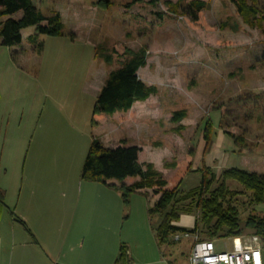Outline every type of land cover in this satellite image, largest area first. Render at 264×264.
Segmentation results:
<instances>
[{
  "label": "rangeland",
  "instance_id": "374dc122",
  "mask_svg": "<svg viewBox=\"0 0 264 264\" xmlns=\"http://www.w3.org/2000/svg\"><path fill=\"white\" fill-rule=\"evenodd\" d=\"M33 1L43 14L61 15L64 36L35 35V29L28 28L23 32L22 48L17 47L22 52L0 45V172L7 169L10 173L5 186L15 184L12 175L17 172L19 183L23 181L22 170L26 164L29 168V151L35 149L39 137L45 141L41 146L45 151L59 154L57 167L63 171L56 176L62 183L72 186L78 181L92 139L102 133L94 127L102 125L103 119L92 125L96 99L109 73L128 59L126 49L147 52V65L138 72L139 79L158 90L151 99L152 114L143 118L141 142L166 144L173 153L167 163H176V171L187 161L193 170L192 150L204 137L206 123H211L216 134L228 132L243 138L237 146L245 150L248 162L264 161V34L262 28L244 23L231 0H204L206 9L196 22L170 12L168 2L185 5V0H158L156 4L104 0L107 8L97 5L100 0ZM251 4L264 11V0ZM108 56L112 57L110 64L105 62ZM178 111H186L187 117L175 124L173 113ZM119 124L116 131L136 134L130 126ZM179 126L185 130L177 134ZM55 140L58 144L51 142ZM234 159L235 166L247 170L242 158ZM223 162L212 169L217 177ZM43 163L45 174L41 176L50 181L53 174L47 167L54 163ZM254 168L264 175V166ZM201 179V174L192 172L180 189L192 190ZM227 185L231 191L243 190L235 181ZM143 201L144 195H133L129 206L123 205L116 233L92 242L83 237L84 249L99 243L108 264H115L122 246L132 254L129 264H189L193 239L158 250L154 228L160 218L143 211ZM157 201L150 200L149 207ZM237 206L242 221L264 211V203L250 206L245 195L239 196ZM248 233L243 237H249ZM224 243L231 247L230 238L215 240L218 250H223Z\"/></svg>",
  "mask_w": 264,
  "mask_h": 264
},
{
  "label": "trees",
  "instance_id": "16d2710c",
  "mask_svg": "<svg viewBox=\"0 0 264 264\" xmlns=\"http://www.w3.org/2000/svg\"><path fill=\"white\" fill-rule=\"evenodd\" d=\"M142 1L134 0L133 3ZM185 1H187L185 5L168 2L170 12L186 15L192 22L198 21L199 14L206 9L207 3L204 0ZM231 1L244 23L252 28H262L264 34V11H259L254 4H251L254 0ZM157 2L158 0H151L153 4ZM106 3L107 1L100 0L97 5L107 8ZM17 15L21 17L17 18ZM28 28H34L35 35L62 37L65 25L58 12L45 15L36 7L33 0H0V45L6 48L20 46L23 41L22 32ZM124 54L128 59L109 73L98 94L93 109V126L99 119L112 116L116 112H128L136 102H145L151 96L158 94L156 87L147 86L138 77L139 70L147 65V52L126 49ZM105 62L110 64L112 57H105ZM186 117V111L175 112L172 122L180 124ZM204 129V139L208 148L214 140L212 135L215 136L216 133L213 132L211 123H206ZM183 130L185 127L179 126L176 133L180 134ZM225 134L235 139L237 144L244 142L243 138L234 137L228 132ZM140 151V148L127 144L117 148H107L99 138L93 137L83 163L81 179L103 184L110 180L120 182L118 187L110 186L121 193L125 206H129L133 194L143 190H152L155 196L160 195L159 200L148 210L151 218H160L159 224L154 228L155 240L159 248L174 244L175 235L180 233L199 234L204 239L217 240L242 237L245 231H248V235H255L264 240V211L262 215L252 214L242 221L237 206L240 195L248 198L250 206L264 203V175L231 168L224 170L221 176L217 177L211 169L204 167L201 170L191 171V164L184 163L175 175L166 181L153 164L139 162ZM165 167L175 169L177 164L166 163ZM190 171L200 173L202 179L198 187L183 192L180 186ZM136 178L139 180L132 185L124 184L125 180L133 181ZM228 181L237 182L243 190L231 191L227 185ZM4 199V193L0 189V209L5 207ZM183 215L195 217L192 229L175 225L180 222ZM30 235L33 237L31 233ZM128 258V250L122 246L115 264H129Z\"/></svg>",
  "mask_w": 264,
  "mask_h": 264
},
{
  "label": "crops",
  "instance_id": "0c3cea01",
  "mask_svg": "<svg viewBox=\"0 0 264 264\" xmlns=\"http://www.w3.org/2000/svg\"><path fill=\"white\" fill-rule=\"evenodd\" d=\"M22 44L23 41L20 45L21 48ZM20 46L12 47V49L22 52V49L17 48ZM152 97L145 102H136L128 112H116L110 117H105L101 120L103 124L94 127V129L102 131L100 135L98 134L99 137H96H101V142L107 148H117L123 144L140 148L139 162L153 164L163 178L168 181L176 173V169L165 167L173 155L169 147L156 141L141 142L143 118L152 114L150 110ZM117 121L120 123V127L125 125L129 128L130 126L132 132L134 131L137 135H127L119 128L116 131ZM40 139L42 137H39L35 149L29 151L30 165L27 168L26 164L22 170L24 178L21 183H19L20 176L15 171L17 173L13 174L12 178L14 177L17 181L13 186L8 183L5 186V180L10 179L8 178L10 173L7 169L0 172V188L4 191L5 197V207L0 209V264H108L107 261L104 262V251L99 243L96 245L93 243L88 246V249H84L86 240L83 237L90 238L92 242L94 238L100 239L107 237L108 234L116 233L120 223V212L125 205L121 193L110 185L118 187L120 182L113 180L107 181L106 184L87 182L81 179L80 174L78 181L74 182L72 186L65 181L62 183L61 178L56 176L63 171V168L57 167L59 154H55L54 150L45 151L41 147L45 141ZM213 139L212 144L207 148L205 139L202 137L198 145L193 148L192 171L201 170L202 164L212 170L215 164L221 160L224 161L223 171L231 169L228 166L238 168L235 166L234 158H242L241 164L245 165L248 171L263 173L256 168L251 169V166L262 167L264 161L248 162L245 150L240 151L237 146L239 144L225 132H218ZM56 140L51 142L58 144ZM44 161L54 163V166L47 167L48 173L50 171L53 174L50 181H46V178L41 176L45 174V166H41ZM187 162L190 163V161ZM190 174L192 172L187 173L184 180ZM138 180L139 178L133 181L127 179L124 184L130 186ZM150 193L152 190L135 193L145 196L143 211L146 213L149 210V201L154 202L159 198V196L154 197V194ZM61 196L62 198H60ZM194 222L195 217L183 215L180 222L175 225L192 229ZM155 244L159 250L157 242ZM191 248L187 254L188 262ZM81 252L83 255L80 254ZM85 254L86 261L83 259ZM131 255L128 250V256ZM262 261L264 264L263 248ZM162 262L163 260H160L159 263Z\"/></svg>",
  "mask_w": 264,
  "mask_h": 264
},
{
  "label": "built area",
  "instance_id": "2783aa9c",
  "mask_svg": "<svg viewBox=\"0 0 264 264\" xmlns=\"http://www.w3.org/2000/svg\"><path fill=\"white\" fill-rule=\"evenodd\" d=\"M193 239L189 264H263L262 239L258 236L231 238V247L224 243L218 250L215 240L200 237L199 234L180 233L174 240Z\"/></svg>",
  "mask_w": 264,
  "mask_h": 264
}]
</instances>
